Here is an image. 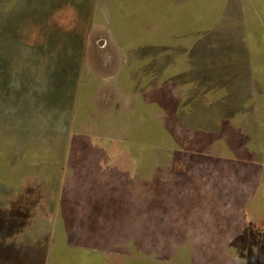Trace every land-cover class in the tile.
I'll return each instance as SVG.
<instances>
[{
  "label": "rangeland",
  "instance_id": "rangeland-1",
  "mask_svg": "<svg viewBox=\"0 0 264 264\" xmlns=\"http://www.w3.org/2000/svg\"><path fill=\"white\" fill-rule=\"evenodd\" d=\"M226 8L217 13L224 15ZM22 9L18 20L24 46L21 51L9 52V45L0 42V63H5L11 86H23L28 113H33L19 119L6 102L0 101V173L4 176L0 183V264H51L52 253L62 247L49 243L51 236L42 231L52 217V205L57 207L58 195L53 197L51 191L60 181L63 185L76 181L74 187L80 184V192L83 183L89 186L124 177L128 183L115 186L127 185L128 196L145 198L139 193L153 190L162 195L156 196L162 201L171 196L198 206L189 207L191 211L207 210L205 206L213 198H240L251 189L255 177H263L264 165L255 163V148L249 138H243L244 142L201 137L202 143L198 135L172 139L181 134L171 126L175 115L153 108L150 102L146 105L142 98L148 95L151 101L154 95L166 94L171 99L182 97L183 92L170 82L161 83L163 80L157 87L143 84L138 58L135 61L125 55L128 52L110 29V16L117 18L116 3L31 0L23 3ZM222 24L225 30L235 25L228 19ZM244 30V25H237L221 53L214 48V53L207 54L220 56L224 62L230 55L236 62L243 54ZM195 54L197 51L191 53ZM183 66L188 68L186 62ZM35 95L39 99L35 100ZM201 107L199 104L195 121L189 119V125L194 122L205 128L215 127L214 112ZM253 120V116L238 114L233 123L250 133L256 129ZM191 134L195 133L188 132ZM26 139L31 140V146L24 143ZM39 153L40 161L36 158ZM17 158L22 161L9 170L7 161ZM177 162H183L184 171L175 175L184 178L182 185L174 184L170 175ZM61 166L64 169L58 176ZM251 224L255 229H264V216L255 217ZM192 227L197 237L205 224L204 228L194 223ZM166 239H171L174 247L179 237L171 231ZM144 245L151 248L170 244L165 240L152 244L147 237ZM75 249L81 257L87 254L83 248ZM143 255L136 251L125 263L144 260L146 264H172L170 257ZM254 259L259 264L258 255Z\"/></svg>",
  "mask_w": 264,
  "mask_h": 264
},
{
  "label": "trees",
  "instance_id": "trees-1",
  "mask_svg": "<svg viewBox=\"0 0 264 264\" xmlns=\"http://www.w3.org/2000/svg\"><path fill=\"white\" fill-rule=\"evenodd\" d=\"M28 1L31 0H0V42L6 43V46L7 44L9 45V52H18L23 45L24 40L21 39V25H19L20 21L18 17L22 4ZM105 1L112 4L116 3L118 6L117 18L111 15L109 26L123 50L128 52L125 55L129 58L133 57L135 61L138 58V72L144 81L143 84H149V86L155 85L157 87L158 84L170 82L175 87L181 86V88L185 89V95L177 101L180 104H184L181 106L184 108L181 111L179 109L176 114L169 106H164V99H167L166 94L154 95L151 101L148 100V95L142 98V102L146 105L150 102L153 108L158 107L163 109L162 111L165 113L169 112L175 115L171 126L175 127L181 134L173 136L172 139L176 140L177 137L181 136L182 139H186L188 136L194 135L200 136V140L201 137L202 140L209 137L207 136L208 132H196L193 126L189 125L188 121L191 118H189L191 114L187 116L188 114L185 110L193 102V99L206 95L213 100H219L222 105L220 110L223 113V120L217 124L222 131L221 133L228 136L225 137L224 135V137L217 138L232 141L239 139L240 141L247 142L239 136H231L233 132L228 127V121L226 122V120L228 119L230 110H233L235 113V110L241 109L244 111L249 108L248 101L253 96V91L260 85V73L257 71V73L253 74L247 72L251 64L243 60L244 54L238 55L236 62L232 61L230 55L226 56V63L220 56L207 54L214 53L212 52L214 48L218 49L219 53H221L227 44L226 41L233 37L231 36L232 34L224 36L218 32V26L230 13V8H228L230 5H227V0ZM224 8H226L225 14L222 15L223 12H221V15H219L217 12L223 11ZM116 27L119 28V31L116 30ZM142 28L145 29L142 30ZM132 35H134L133 38ZM137 41L140 44H135ZM195 51L200 53L196 57L191 55ZM177 53L179 55H176ZM78 59L81 61L82 54L78 55ZM185 62L188 68L183 66ZM232 62L235 64H231ZM226 65L229 67L225 68ZM240 66L245 69L246 76L242 75L243 70ZM190 67L192 72L190 71ZM160 80H163V82L159 83ZM10 81L9 76L5 72V63L3 65L1 62L0 101L3 104L6 102L12 109V113L20 119V116L24 117L30 114L24 101V95L26 96L25 90H23V86L19 85V83L11 86ZM192 85L194 86L193 91L191 90ZM251 85L253 87H250ZM235 86L238 88L233 91L232 89ZM143 91H139V94L141 95ZM35 98V100L39 99L36 95ZM21 101H24L25 105ZM42 107L45 108L46 106ZM153 129L154 131L156 130V128ZM188 132H194L195 134L188 135ZM156 133H159V129H157ZM193 140V138L190 139V142ZM200 140L198 142L202 143V140ZM24 143L31 146L30 139H26ZM40 151L42 152V150ZM40 154L36 157L38 161L42 158ZM21 161L19 158L17 160L9 159L7 164L11 167H8V169L10 170L13 168L12 166L17 165ZM58 169L60 170L59 176L64 167L61 166ZM33 174H36L35 171ZM2 180H4V176L0 173V183ZM91 189H93L91 191L93 201L91 202L89 211L92 213L90 218L93 219V223L84 224L80 220L77 223L72 218L71 204L68 198L72 194V191L64 187L61 181L55 183V187L51 193L53 197L58 195L59 201L57 205L59 204V207H57L58 213L55 226L50 228L48 235L57 244H62V248H60V251L57 249L52 253L51 264H124L122 260L112 255L122 252L123 245L116 240L114 231L110 227L111 224L103 222V225L98 226V223H95L96 217L99 215L97 211L102 210L105 195H110L112 192H106L105 188L100 189V187H96V189L92 187ZM105 208H107L106 205ZM71 230H74L75 233H71ZM86 230L90 232L87 235ZM84 238H86L87 244H92L97 249V253H95L96 251L89 250L86 255L81 257L77 249H69L72 247L63 246L70 241L83 240ZM230 239L232 242H236L239 239V233L238 235L233 233ZM229 250L194 251L185 249L165 251L160 248H152L137 249L136 251L144 253L145 255L143 256H150L146 258H152L153 255L170 257L172 258L170 259L172 264H255L257 262L254 259L255 255H257V251L255 250H238L234 248V245ZM225 253L232 255L230 256V260L225 259ZM146 262L140 260L137 263L146 264Z\"/></svg>",
  "mask_w": 264,
  "mask_h": 264
},
{
  "label": "crops",
  "instance_id": "crops-1",
  "mask_svg": "<svg viewBox=\"0 0 264 264\" xmlns=\"http://www.w3.org/2000/svg\"><path fill=\"white\" fill-rule=\"evenodd\" d=\"M227 1V5H230V13L223 21L228 19L234 22L235 25L225 30L222 28L223 24L221 23L220 26H218V32L225 36L226 34H233L237 25L245 26L243 32L245 39L242 41L243 54L245 55L243 60L251 64L247 72H251L252 74L257 72L260 73L261 81H259L260 85L257 87L258 90L256 89L257 91H253V96H251L248 101L249 108L244 111L241 109L235 110V113L233 110H230L226 122L228 121L227 125L230 127L231 132H233L231 136L249 138L253 142V149L255 148L257 157L255 163L264 165V0ZM236 16L239 18L238 21L236 20ZM197 55H199V53L195 54L194 57ZM250 87L253 86L251 85ZM176 88L182 90V96L185 95V89L181 88V86H177ZM193 88L194 86L192 85V91L194 90ZM180 98L181 97H177V99ZM220 103L219 100H213L206 95L193 99L191 103L193 107L192 114L190 115L192 119L190 118V120H194V116L199 110V104H201L202 109L214 112L216 118L215 127L213 128H205L192 122L193 129L195 131L198 130L196 132H208L207 136L209 137H224L225 134L223 135L221 133L222 131L217 124L219 121L223 120V113L220 110L222 105ZM238 114L253 116V121L256 126L254 132L248 133L246 130L237 127L233 123L234 117ZM226 136L228 135L226 134L225 137ZM241 149L243 148H240V150ZM174 168L175 170H173L175 172L170 173L173 183L182 185L184 178L180 176L175 178V175L176 172L180 174V172L184 171L183 162H177ZM247 177L248 176H246V178ZM120 179L121 180L118 181L108 180V183L100 181L99 183L89 186L83 183L80 192V184L78 187H74L76 181L67 184L64 183V187L72 191L70 197L67 196L70 199L72 218L76 220L77 223L78 220H80V222H84V224L93 223V219L90 218L92 213L89 211V207L93 201L91 193L93 189L91 188L95 187L96 189L97 186H105L106 192H112L110 195H105L102 210L97 211L100 216L98 215L96 217L95 223H98V226L103 225V222L111 224L110 227L111 230L114 231L116 240L123 245L122 252H117L112 255L122 260L124 264L125 260L136 255L137 249L160 248L163 250L176 251L185 249L194 251H230L229 249L232 245L238 250L257 251L259 257L258 263L264 264V229H255L251 227L252 219L264 216V172L261 179L258 177L254 178V181H252L254 184L251 189L246 190L242 197L225 198L222 199V201L213 198L211 202L205 206L207 210L191 211L188 210L189 207L198 206L186 204L182 201L174 200V197L165 195L162 201L156 198L158 194L153 190L149 191L148 194L139 193L146 196L145 198L137 195L128 196L127 185L115 186V184L128 183V180L124 177H120ZM104 181H107V179L105 178ZM158 196L162 197V195ZM105 205L107 208H105ZM52 206V217L46 221L47 226L45 227L44 225L42 231L44 233L50 232V228L54 227L56 223V216L58 213L57 207H59V204L57 207L54 205ZM207 215L209 219H205ZM187 216H189V218ZM193 223L199 228H204L203 226L205 224V228L207 229L204 228L202 235L199 234L195 237V229L192 227ZM71 231V233H75L74 230ZM171 231L175 232L179 237L174 247L171 239H166V236ZM89 233L90 232L86 230V235ZM233 233L235 235L239 233V239L236 242H232L230 239ZM147 237L152 244L153 242L165 240V243H169L170 245H166L165 247L162 245H153L151 248L147 247L144 245V242L147 241ZM116 240L114 241L116 242ZM48 242L57 244L52 238H49ZM58 245L62 246V244H57V246ZM63 246L83 248L86 252L89 250L96 251L95 253L98 252L92 244H87L86 238L83 240L70 241ZM230 256H232L230 253L228 255L225 253V259L230 260Z\"/></svg>",
  "mask_w": 264,
  "mask_h": 264
},
{
  "label": "flooded vegetation",
  "instance_id": "flooded-vegetation-1",
  "mask_svg": "<svg viewBox=\"0 0 264 264\" xmlns=\"http://www.w3.org/2000/svg\"><path fill=\"white\" fill-rule=\"evenodd\" d=\"M177 101H179V99H177V98H173V97H171V99L167 96V99H164V102H165V104H164V106H169L172 110H173V112L176 114L177 112H178V110L179 111H181L184 107H181V106H183L184 104H180L179 102H177ZM188 104H190V103H188ZM181 107V108H180ZM192 106H191V104L189 105V106H187L186 107V113L188 114L187 116H189V114H192ZM181 120H182V118H181Z\"/></svg>",
  "mask_w": 264,
  "mask_h": 264
}]
</instances>
